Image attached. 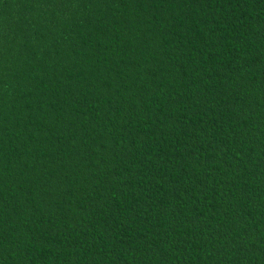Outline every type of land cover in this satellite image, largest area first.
I'll return each mask as SVG.
<instances>
[{
  "label": "trees",
  "instance_id": "obj_1",
  "mask_svg": "<svg viewBox=\"0 0 264 264\" xmlns=\"http://www.w3.org/2000/svg\"><path fill=\"white\" fill-rule=\"evenodd\" d=\"M0 264H264V0H0Z\"/></svg>",
  "mask_w": 264,
  "mask_h": 264
}]
</instances>
